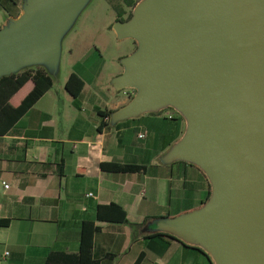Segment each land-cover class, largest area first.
<instances>
[{
  "label": "water",
  "instance_id": "water-1",
  "mask_svg": "<svg viewBox=\"0 0 264 264\" xmlns=\"http://www.w3.org/2000/svg\"><path fill=\"white\" fill-rule=\"evenodd\" d=\"M88 2L29 0L18 26L0 33V78L55 68L60 40ZM115 29L139 47L115 80L137 95L114 121L174 105L200 116L168 159L203 170L212 196L164 227L188 244H212L225 264H264V0H143Z\"/></svg>",
  "mask_w": 264,
  "mask_h": 264
},
{
  "label": "crops",
  "instance_id": "crops-1",
  "mask_svg": "<svg viewBox=\"0 0 264 264\" xmlns=\"http://www.w3.org/2000/svg\"><path fill=\"white\" fill-rule=\"evenodd\" d=\"M28 1L1 0L0 33L18 26ZM40 67L53 79L58 73L52 66ZM73 73L83 79L77 72L69 77ZM83 81L81 96L69 94L72 100L66 107L52 96L54 80V88L0 136V264H79L84 222L98 228L95 264H212L205 248L184 242L164 227L162 221L168 219H160L200 210L212 189L208 176L186 162L155 169L147 164L151 136L158 141V155L171 152L186 134L185 122L171 121L180 118L166 112L104 119L100 113L120 110L131 101L104 110L89 102L92 93ZM33 88L27 83L11 103L18 106ZM142 130L149 131L145 141L138 139ZM138 142L148 144L141 147ZM110 163L145 170L104 171L102 164ZM109 204L125 210L127 223L97 220L98 206ZM140 224L145 226L136 231L131 227Z\"/></svg>",
  "mask_w": 264,
  "mask_h": 264
},
{
  "label": "rangeland",
  "instance_id": "rangeland-1",
  "mask_svg": "<svg viewBox=\"0 0 264 264\" xmlns=\"http://www.w3.org/2000/svg\"><path fill=\"white\" fill-rule=\"evenodd\" d=\"M110 1L115 5H122L124 10L129 12L124 0ZM117 23V13L109 0H89L63 34L55 66L58 71L54 77L56 85L52 93L60 106L68 107L72 100L64 86L72 72L81 74L87 82L88 91L91 90L92 93V96L89 95V102L104 110L119 101H131V97L137 95L136 89L118 90L115 87L116 78L125 71L123 60L132 56L139 47L135 39H121L118 36L115 29ZM36 66L41 65L27 66L24 69ZM163 112L181 118L188 130L187 118L177 109L169 107ZM145 144L148 143L138 142V146L141 147ZM158 146L156 137L152 135L150 138L152 153L147 164L153 169L162 165L172 167V162L168 159L170 149L158 155L160 150ZM174 210V207H171L170 213L173 214Z\"/></svg>",
  "mask_w": 264,
  "mask_h": 264
},
{
  "label": "trees",
  "instance_id": "trees-1",
  "mask_svg": "<svg viewBox=\"0 0 264 264\" xmlns=\"http://www.w3.org/2000/svg\"><path fill=\"white\" fill-rule=\"evenodd\" d=\"M125 4L129 8V12L125 11L122 5H115L110 0L114 10L118 16V22H129L133 16L134 11L137 6L143 0H124ZM1 2V0H0ZM138 46V43H137ZM29 82L34 85L31 93L18 105L14 106L11 100L25 87ZM54 79L46 72V70L40 66L29 67L22 70L19 73L11 74L0 79V136H4L9 133L13 127L25 116L28 111L33 108L50 90L54 88ZM86 87L85 82L77 74L73 73L65 88L67 92L78 99ZM137 94V91H136ZM136 95L131 97V101ZM169 109V108H168ZM118 110H109L105 113H100V116L104 119H109ZM165 111V110H164ZM163 111L159 113H150V116L158 117ZM174 122H183L180 118L179 120L172 119ZM102 169L104 171L115 172V173H134L145 170L143 166L138 165H122L119 163L102 164ZM212 189L207 198V200L202 203L203 207L211 198ZM160 219H169L166 216ZM97 220L99 222L107 223H127V213L125 210L117 204L109 205H99L97 209ZM148 222V220H147ZM146 224V222H145ZM145 224L131 225L134 231L142 229ZM98 228L94 222H84L82 227V239L81 248L79 255V264H95L93 259V247H94V237L97 233ZM166 236L170 239L175 240L172 236L162 235L159 237ZM212 264L215 262L210 259Z\"/></svg>",
  "mask_w": 264,
  "mask_h": 264
},
{
  "label": "bare ground",
  "instance_id": "bare-ground-1",
  "mask_svg": "<svg viewBox=\"0 0 264 264\" xmlns=\"http://www.w3.org/2000/svg\"><path fill=\"white\" fill-rule=\"evenodd\" d=\"M151 1H155V0H151ZM174 108L177 109L180 113H182L187 118L188 133L190 134L191 132H193L200 123L199 114L188 112L177 105H174ZM203 167L210 174L212 181L215 185V188L217 190V182H216L214 175L211 173L208 167L206 166H203ZM201 245H203L209 251V253L215 258L217 264H225L215 246H213L210 243H206V242H201Z\"/></svg>",
  "mask_w": 264,
  "mask_h": 264
},
{
  "label": "built area",
  "instance_id": "built-area-1",
  "mask_svg": "<svg viewBox=\"0 0 264 264\" xmlns=\"http://www.w3.org/2000/svg\"><path fill=\"white\" fill-rule=\"evenodd\" d=\"M148 136H149V131H147V130H142V131L139 132V134H138V139H139L140 141H145V140L148 138ZM4 186H5V189H6V190L10 189V186H9L8 184H4ZM89 197H93V194H90Z\"/></svg>",
  "mask_w": 264,
  "mask_h": 264
}]
</instances>
